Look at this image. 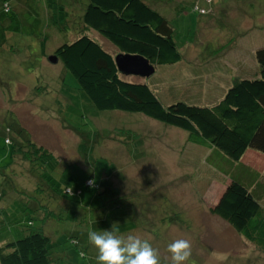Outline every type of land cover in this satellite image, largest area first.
<instances>
[{
	"label": "rangeland",
	"instance_id": "obj_1",
	"mask_svg": "<svg viewBox=\"0 0 264 264\" xmlns=\"http://www.w3.org/2000/svg\"><path fill=\"white\" fill-rule=\"evenodd\" d=\"M17 1L9 3L13 6ZM143 1L173 28L181 59L155 65L148 77L124 76L147 83L164 104L174 100L211 103L213 85H227L231 77L235 80L243 68L239 60L252 58L254 63V49L264 45V0ZM38 2L44 3L28 0L30 4L17 10L12 26L5 29L10 36L0 47V175L6 173L4 152L11 147L4 144L3 135L19 136L22 148L27 137L32 145L46 148L52 154L50 160L57 161L46 178L71 202L68 209H59L44 221V232L51 238L52 261L62 252L63 264H97V250L87 233L114 228L119 235L149 239L159 250L161 264H170L167 245L176 239L192 244L187 264H264V250L210 212L228 181L211 163L214 154L209 158L210 149L188 142L184 130L142 113L95 108L62 62L49 61L56 46L72 40L79 31L112 55L118 52L95 30L81 29L78 22L87 0H50L47 5L49 11L55 7L54 22L48 21L47 8L42 5L40 24H21L22 17H28ZM3 31L0 27V35ZM7 43L15 45L11 52ZM15 123L25 132L15 135L13 129L6 131ZM247 150L240 163L257 172L255 180L263 182L264 154ZM24 154H15L7 168L17 187L8 188L4 181L0 188L4 193L0 238L20 236V224L29 216L35 227L43 223L23 200L18 201L20 196L27 198L25 193L31 198L29 194L35 193L38 182L44 188L37 190L43 198L36 199L53 198L38 177L36 161L32 164ZM91 175L95 182L106 178L109 191L122 197L116 209L104 203L111 196L109 191L82 189ZM64 186L79 193L66 195L62 193ZM70 234H77L80 246L85 243V256L78 253Z\"/></svg>",
	"mask_w": 264,
	"mask_h": 264
},
{
	"label": "trees",
	"instance_id": "obj_2",
	"mask_svg": "<svg viewBox=\"0 0 264 264\" xmlns=\"http://www.w3.org/2000/svg\"><path fill=\"white\" fill-rule=\"evenodd\" d=\"M42 1L46 8V1L49 0ZM194 9L202 10L198 6ZM16 12L9 0L0 4V27L4 29L0 35V47L6 44L5 40L10 36L9 30L5 29L12 26L13 19L18 15ZM30 17H22L20 23L32 27L33 18ZM78 23L83 30H95L118 52L140 54L154 66L173 64L181 59L174 41L173 28L164 16L143 0H87ZM79 32L72 40L56 46L52 53L73 76L77 87L99 110L142 113L184 130L188 142L210 149L209 158L214 154V162L211 160V163L228 178L216 203L210 207V212L227 222L244 239L264 250V181L255 180L258 173L240 163L247 149L264 154V45L254 49L257 71L230 82L218 99L202 105L183 100L164 104L147 83L121 74L114 62V55L94 38L84 31ZM7 47L11 52L15 45L7 43ZM11 129L15 135L25 132L16 123L13 128L6 127V131ZM3 136L4 144L11 147L4 152L8 162L4 165L6 173L0 175V188L4 181L10 185L8 188L17 187L7 168L13 156L19 152L24 154L26 148L29 152L24 154L25 159L32 164L36 161L38 177L45 181L53 198L44 201L36 199L40 195L43 198L42 193L37 191L44 189L39 182L35 193L29 194L31 198L28 193H25L27 198L19 197L18 201L23 200L25 207L32 213L35 211L34 214L37 213L43 223L35 227L33 218L29 216L24 224H20V227H24L20 228V236L14 239H8L9 236L0 238V264H63L62 252L53 261L50 258L51 238L43 229L45 218L48 220L50 214L55 215L59 209H68L71 202V199L58 194L56 186L46 178L57 161L50 160L52 154L40 145H32L27 137L23 140L25 148H22L20 140L17 141L19 136ZM1 165L0 168L3 167ZM87 180H91L92 184H87ZM90 187H94L97 193L111 190L106 178L102 177L99 182H95L92 175L82 184V189ZM74 192L79 193V190L63 187L62 193L66 195ZM109 193L111 196L104 203L116 209L122 197L111 191ZM3 196L4 193L2 195L0 192V200ZM33 200L38 204H33ZM0 213L3 215L4 212ZM73 216L76 217L77 212ZM68 237L78 248V253L85 256L86 245L84 243L83 247L80 246L77 234ZM58 258L61 261H57Z\"/></svg>",
	"mask_w": 264,
	"mask_h": 264
},
{
	"label": "clouds",
	"instance_id": "obj_3",
	"mask_svg": "<svg viewBox=\"0 0 264 264\" xmlns=\"http://www.w3.org/2000/svg\"><path fill=\"white\" fill-rule=\"evenodd\" d=\"M87 236L97 250V264H161L159 250L139 235H119L112 228L103 232L89 230ZM167 252L170 264H187L192 256V244L187 239H176L167 245Z\"/></svg>",
	"mask_w": 264,
	"mask_h": 264
},
{
	"label": "crops",
	"instance_id": "obj_4",
	"mask_svg": "<svg viewBox=\"0 0 264 264\" xmlns=\"http://www.w3.org/2000/svg\"><path fill=\"white\" fill-rule=\"evenodd\" d=\"M50 1V0H49ZM49 1H46V5L48 4V2ZM28 3V0H19V1H17L16 3H14L13 5H14V7H15V9L16 10H18V9H20V8H22V9H24V5L25 4H27ZM28 4H30V3H28ZM42 3L40 4V2H38L37 3V6H36V4L34 3L33 4V8H32V10H31V13H30V15H31V17L33 18L32 19V24H34V25H36V23H37V25L38 24H40L41 23V21H42V18H41V12L43 11L42 10ZM27 6V5H26ZM44 7V6H43ZM47 7H48V5H47ZM46 7V8H47ZM26 8V7H25ZM47 14H48V17H47V19H48V21H53L54 22V8L52 7L51 9H50V11L48 12V8H47V12H46ZM59 18V17H58ZM80 22V21H79ZM225 59V58H224ZM251 60V61H250ZM225 62H220L222 65H225V63H226V60H224ZM229 62V61H228ZM241 62H242V66H243V68H242V71H241V73L239 74V76H237L236 77V79H238V78H240V77H244V76H248V75H253L256 71H257V64H256V61L254 62V63H251L252 62V58H246V59H240L239 60V64H241ZM245 62H247L246 64H245ZM249 62V63H248ZM155 70V69H154ZM230 82L233 80V77H231L230 79ZM229 84V83H228ZM227 84V85H228ZM226 85V84H225ZM225 85H217V84H214L213 85V97L211 98V102L212 101H214V100H216V99H218V97L220 96V94H222L224 91H225V89L227 88V85L225 86ZM247 151H249V150H246L245 152H244V154H243V156L242 157H244V155L246 154V152ZM252 151V150H251ZM241 157V158H242Z\"/></svg>",
	"mask_w": 264,
	"mask_h": 264
},
{
	"label": "water",
	"instance_id": "obj_5",
	"mask_svg": "<svg viewBox=\"0 0 264 264\" xmlns=\"http://www.w3.org/2000/svg\"><path fill=\"white\" fill-rule=\"evenodd\" d=\"M48 59L50 62L57 61L55 54H51ZM114 62L119 72L123 75L148 77L155 69V66L151 64L147 58L140 54L117 52L114 55Z\"/></svg>",
	"mask_w": 264,
	"mask_h": 264
},
{
	"label": "built area",
	"instance_id": "obj_6",
	"mask_svg": "<svg viewBox=\"0 0 264 264\" xmlns=\"http://www.w3.org/2000/svg\"><path fill=\"white\" fill-rule=\"evenodd\" d=\"M200 12H202V10H200ZM87 184H92L91 180H87Z\"/></svg>",
	"mask_w": 264,
	"mask_h": 264
}]
</instances>
